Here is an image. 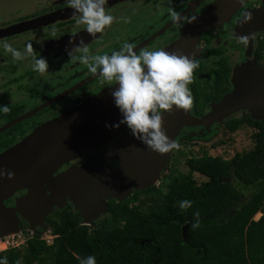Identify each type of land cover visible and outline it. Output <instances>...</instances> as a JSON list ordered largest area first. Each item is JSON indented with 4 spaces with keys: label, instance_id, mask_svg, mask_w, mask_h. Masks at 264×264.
Segmentation results:
<instances>
[{
    "label": "flooded vegetation",
    "instance_id": "flooded-vegetation-1",
    "mask_svg": "<svg viewBox=\"0 0 264 264\" xmlns=\"http://www.w3.org/2000/svg\"><path fill=\"white\" fill-rule=\"evenodd\" d=\"M105 10L115 17L113 23L91 36L83 24L76 23L74 10L66 0H0V42L6 41L24 54L23 59L13 60L0 43V106L9 107L7 113L0 112V171H11L16 179L20 176V159L31 156L35 160V148L44 150L38 159L42 161L79 144V138L108 130L102 139L86 143L80 152L62 160L37 182L1 197L0 206L11 210L8 219L19 229L29 227V223H43L48 228L49 217L63 211L77 212L81 219V212L74 208L69 196L57 194L51 181L83 165L104 164L115 170L127 151L131 154L132 134L126 124L119 123L122 114L111 95L116 85L103 81L98 72H89L80 62L79 56L84 54L81 41L89 55L110 54L128 42L137 51L163 48L198 61L188 85L193 97L188 113L198 122H182L178 134H167L176 145L180 138L186 140L185 136L208 134L210 124L215 122L200 121L210 112L211 103L232 91L231 78L236 67H264V0H107ZM122 17L130 18L129 22ZM29 44L32 54L25 53ZM32 55L48 61L44 73L33 70ZM166 110H160L162 115ZM240 112L241 118L253 119L247 110L227 118ZM52 127L57 129L51 131ZM50 148L54 152L43 158ZM121 148H126V152ZM15 166L17 172L13 170ZM11 179L0 176V188ZM36 186L52 201V207L50 213L31 222L22 216L20 211L24 209L19 201ZM135 190L131 189L130 194ZM110 199L118 200L107 198L106 204ZM106 212L98 213L94 220ZM7 221L0 219V226Z\"/></svg>",
    "mask_w": 264,
    "mask_h": 264
},
{
    "label": "trees",
    "instance_id": "trees-1",
    "mask_svg": "<svg viewBox=\"0 0 264 264\" xmlns=\"http://www.w3.org/2000/svg\"><path fill=\"white\" fill-rule=\"evenodd\" d=\"M226 123L231 132L246 123L256 127L252 148L230 159L206 152L189 157L187 173H168L159 185L110 199L96 225L77 212L51 215V246L34 233L0 257L7 264H79L89 255L96 264H264V216L253 219L264 200V126L249 117ZM194 172L205 180L197 183ZM239 186L254 188L246 200ZM185 199L192 205L182 210Z\"/></svg>",
    "mask_w": 264,
    "mask_h": 264
},
{
    "label": "water",
    "instance_id": "water-1",
    "mask_svg": "<svg viewBox=\"0 0 264 264\" xmlns=\"http://www.w3.org/2000/svg\"><path fill=\"white\" fill-rule=\"evenodd\" d=\"M262 18L264 22V15L261 20ZM262 28L264 29V26ZM231 82L233 85L232 91L225 94L217 103L213 102L209 106L208 116L210 119L219 122L239 110H247L253 119L260 120L264 126V67L257 65L236 67ZM188 118H191L188 110L177 109L174 106L172 109H167L162 115V125H164L162 128H164L166 134L174 136L181 129L182 122ZM56 129L52 127L51 131ZM107 132V129H102L98 133H92L89 137L79 138L76 140H79V144L74 143L55 156L51 155L54 152L53 148L47 149L43 158H48L49 155L51 157L42 159V161L38 159L42 156L44 150L35 148V160L31 156H26L24 160L21 158L18 164L20 176L16 179L12 178L9 184L0 188V202L1 197H7L13 190L28 187L37 182L41 177L54 170L62 160L76 155L86 143L91 141L96 143ZM49 142L51 141L49 140ZM130 142L133 144L130 149L131 154L129 155L127 151L125 158L120 160L117 169L112 170L104 164L100 166L83 165L72 168L51 181L54 190L57 194H67L73 202L74 208L81 212L82 217L91 218L90 216L105 212L107 205L105 200L107 198L124 199L133 188L142 189L151 186L158 178L159 173L167 168V158L170 151L163 154L155 152L142 144L133 135ZM26 149L28 150V147ZM121 150L126 152L127 149L121 148ZM22 151L23 148L20 152ZM13 170L17 172V166ZM19 202L24 209L20 211L22 216L29 218L30 221L51 212L52 203L50 202L52 201L48 200L40 186L30 190ZM9 215H12L11 210L1 205L0 219L6 218L8 221L3 224V227L0 226V236L19 230L8 219ZM29 224V227L33 229L36 225L46 229L43 223Z\"/></svg>",
    "mask_w": 264,
    "mask_h": 264
},
{
    "label": "clouds",
    "instance_id": "clouds-1",
    "mask_svg": "<svg viewBox=\"0 0 264 264\" xmlns=\"http://www.w3.org/2000/svg\"><path fill=\"white\" fill-rule=\"evenodd\" d=\"M66 3L74 10L76 23L83 24L91 36L102 32L115 19L105 10L107 0H66ZM121 19L126 23L130 20L128 17ZM240 39L243 41L246 37ZM0 43L11 53L13 60L24 58L20 50L13 48L6 41ZM79 46L84 53L79 56V60L87 66L88 71L93 74L98 72L103 81L116 85L111 95L115 106L122 114L119 123L126 124L136 139L155 152L163 154L176 147L175 142L162 128L160 110L172 109L174 106L177 109L188 110L191 107L193 97L188 85L192 82L193 70L198 67V61L185 55H176L163 48L137 51L133 44L128 42L110 54L89 55V49L83 46V41ZM25 53L32 54L30 44ZM32 61L34 71L44 73L48 69V61L44 57L32 55ZM8 111V106H0V112ZM115 126L118 127L119 124ZM5 175L11 179L14 173L0 171V176ZM191 205V200L179 201L182 210ZM194 217L196 219L191 227L196 228L200 223L198 211L194 213ZM0 264H7V258L0 257ZM79 264H96V258L93 255L86 256L79 260Z\"/></svg>",
    "mask_w": 264,
    "mask_h": 264
},
{
    "label": "rangeland",
    "instance_id": "rangeland-1",
    "mask_svg": "<svg viewBox=\"0 0 264 264\" xmlns=\"http://www.w3.org/2000/svg\"><path fill=\"white\" fill-rule=\"evenodd\" d=\"M241 115V112L236 115L234 114L227 118V120L229 121L232 119H240ZM210 121L212 120L207 114L206 117H204L200 122L207 123ZM193 122L198 121L191 116V118H188L184 121L183 125H191ZM210 128V131L206 135L196 136L195 134L191 137L185 136L184 139L186 140L180 138L176 147H174L171 153L167 168L163 169L162 173L160 172L158 178L155 179V185H159V181L161 180L162 176L168 173H187L188 168L185 164V161L189 157H197L202 155L203 152H206L207 154L213 156H221L223 158L230 159L236 152L248 150L252 148L254 144V140L252 138V134L256 132V127L254 126H243L238 128L236 131L231 132L229 127H227L225 119H222L219 122H215L213 126L210 124ZM192 177L197 183L205 180V177L197 172H194L192 174ZM239 189L242 191L243 199L245 200L249 197L250 190H254V188L248 190L241 186H239ZM58 206L60 207V205ZM90 217L91 218L81 217V221H86L91 223V225H96L100 223V221H102L104 218L102 217L101 219H98L96 221L94 220L95 216ZM20 229L25 228L21 227ZM34 229L36 230H34L33 233H38L43 244L45 246H51V241L55 237V235L51 231V228L48 227L44 229L43 227H40Z\"/></svg>",
    "mask_w": 264,
    "mask_h": 264
},
{
    "label": "built area",
    "instance_id": "built-area-1",
    "mask_svg": "<svg viewBox=\"0 0 264 264\" xmlns=\"http://www.w3.org/2000/svg\"><path fill=\"white\" fill-rule=\"evenodd\" d=\"M262 209H260L254 216V220L259 219L261 216H264V200L262 203ZM88 224L87 222H84ZM25 229H19L16 232L9 233L7 235L0 236V246L3 245L4 248L0 249V251L10 249L13 247H19L20 245L25 244L26 240L33 236V232L35 229L30 227H24ZM52 242V241H51Z\"/></svg>",
    "mask_w": 264,
    "mask_h": 264
},
{
    "label": "bare ground",
    "instance_id": "bare-ground-1",
    "mask_svg": "<svg viewBox=\"0 0 264 264\" xmlns=\"http://www.w3.org/2000/svg\"><path fill=\"white\" fill-rule=\"evenodd\" d=\"M0 247H1L0 249H3V248H4V246H3V245H1Z\"/></svg>",
    "mask_w": 264,
    "mask_h": 264
}]
</instances>
